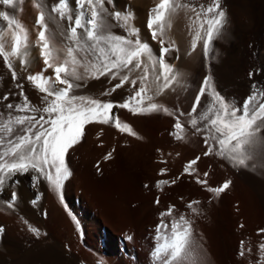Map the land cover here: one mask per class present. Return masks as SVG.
Listing matches in <instances>:
<instances>
[{
    "label": "snow or ice",
    "instance_id": "snow-or-ice-1",
    "mask_svg": "<svg viewBox=\"0 0 264 264\" xmlns=\"http://www.w3.org/2000/svg\"><path fill=\"white\" fill-rule=\"evenodd\" d=\"M18 3L23 5L24 0H0V21L6 22V27L0 28V58L18 89L0 95V102H6L0 104V194L18 185V176L31 174L34 187L45 182L63 203L64 188L72 176L67 156L70 149L83 141L86 126L111 125L121 135L140 138L131 124L122 121L114 109L126 110L132 116L160 112L174 116L175 123L169 135L175 141H183L190 130L201 138L205 156L215 155L233 166L255 167L256 159L264 158V86L253 80L260 74L259 70L249 72L253 83L249 94L239 104H233L220 94L208 76L203 79L188 112L180 110L178 105L175 110L170 109L160 99L176 93L177 88H184L179 79L181 74L174 72V66L168 62V57L179 50L174 41L165 40L166 15L190 9L195 21H200L192 40V50L195 51L197 43L203 41L204 54L207 55L209 45L214 39L223 37L225 28V13L219 0H213L207 7L181 0H160L150 11L147 21L151 40L159 45L155 55L149 42L141 40L139 28L131 23L135 14L128 5L118 10L116 0H33L34 7L38 9L35 25L39 30L40 57L44 67L26 79L42 94L37 103H33L25 93L24 84L10 59H20V66L28 71V61L21 59L27 33L14 12L8 11L16 10ZM201 30L204 35H201ZM8 31L13 34L10 51L6 50L3 39V33ZM50 31L53 38H59L67 48L68 59L63 63H55L47 36ZM172 58L178 60L179 56ZM49 69L52 74L46 76ZM101 77L111 85L101 95L111 96L125 85L130 86V94L119 102L80 93L89 79L99 80ZM114 80L118 82L113 84ZM202 99L207 106L198 113V108L203 107ZM180 116L190 117L187 128ZM115 151L108 152L105 161L112 160ZM199 160V156L190 160L183 172L170 180H157L155 187L163 191L165 186L175 185L184 176H194L196 184L219 198L230 188L231 181L210 186L209 172L205 171L204 179H201L193 168ZM166 173V169H161L159 175L165 176ZM17 200L18 192L13 190L4 203L8 209L15 210ZM160 202L157 197L155 203L159 205ZM31 203L35 206L38 201L33 199ZM199 203L197 200L187 203L186 208L191 215L200 214L194 207ZM175 211L176 206L169 205L160 213L154 237L157 243L152 252L157 264H184L195 246L192 220L183 213L178 218L174 217ZM44 216L47 218V212ZM165 217H173L170 225ZM29 231L39 238L37 228L30 226ZM4 232V227L0 226V235ZM257 235L262 239L257 245L254 264H264V228H260ZM128 240H132V236H128ZM252 252L253 249L245 248V241L241 240L238 256L245 258Z\"/></svg>",
    "mask_w": 264,
    "mask_h": 264
},
{
    "label": "rangeland",
    "instance_id": "rangeland-1",
    "mask_svg": "<svg viewBox=\"0 0 264 264\" xmlns=\"http://www.w3.org/2000/svg\"><path fill=\"white\" fill-rule=\"evenodd\" d=\"M184 1L205 7L213 3V0ZM226 1L219 0L223 12L226 11ZM8 11L14 12L27 33V44L21 49V59L28 61V71L20 66V59H10L24 84L25 93L33 103H37L42 94L26 78L44 67L40 57L39 30L35 25L38 9L34 7L33 0H24L23 5L17 4L16 10ZM245 17L248 19L249 16ZM4 27L6 22L0 21V28ZM51 27L54 28V25ZM47 36L55 63H63L68 59L66 46L59 38H53L51 31ZM3 39L6 50L10 51L12 32H4ZM0 63L1 67L2 58ZM2 68L0 95L8 90L18 91L6 66ZM51 74V69L45 73L46 76ZM102 79H89L86 88L79 90L80 93L91 94L104 101H119L115 94L101 95L103 91L99 87L92 90L91 84H99ZM198 82V78H193L191 86L185 87V91L182 88L177 94L166 95L165 105L173 110L178 105L180 110L190 111L198 92ZM88 86L91 87L89 92ZM202 105L198 113L207 106L203 99ZM114 111L122 121L131 124L140 138L121 135L111 125L86 126L83 141L70 149L67 156L72 176L66 182L63 203L45 182L34 187L31 174L18 176L19 184L0 194V226L5 229L0 235V264H157L152 256L153 246L157 243L155 228L160 222V213L169 205L176 206L174 217L178 218L183 213L192 220L195 246L184 264H226L220 247L222 229L235 243L233 264H254L257 245L262 239L257 232L264 228V197L246 177L244 166H233L215 155L205 156L206 149L201 138L190 130L183 141H175L169 135L175 123L174 116L163 112L132 116L123 109ZM179 118L187 128L190 117ZM112 149L116 150L114 158L105 161V155ZM197 156L200 160L193 168L201 179H204L205 171L209 172L207 179L210 186L231 181L230 188L219 198L196 184L194 176H184L175 185L165 186L163 191L155 187L159 179L170 180L180 175L184 166ZM161 169L167 170L165 176L159 175ZM13 190L18 192L16 210L8 209L4 203ZM157 197L161 201L159 205L155 203ZM33 199L38 201L35 206L31 203ZM193 200L200 201L194 205L199 215H191L186 208L187 203ZM50 203L57 206L51 208ZM164 219L170 225L173 217ZM20 220L31 221L30 225L40 232L39 238L29 231L28 223ZM241 224L243 227H240ZM168 235H171L170 231ZM128 236H132V240H128ZM241 240L245 241V248L253 249L252 254L245 258L238 256Z\"/></svg>",
    "mask_w": 264,
    "mask_h": 264
},
{
    "label": "bare ground",
    "instance_id": "bare-ground-1",
    "mask_svg": "<svg viewBox=\"0 0 264 264\" xmlns=\"http://www.w3.org/2000/svg\"><path fill=\"white\" fill-rule=\"evenodd\" d=\"M181 2L185 1L181 0ZM159 3L160 0H116L118 10H123L124 6L128 5L130 10L134 12V19L131 23L134 27L139 28L141 40L149 42L153 48L154 55L158 52L159 45L151 40L147 21L150 11ZM226 4L227 6L224 4L226 11H224L225 28L222 30L223 37L213 40L209 45L207 55L204 54L203 41L197 43L195 51L192 50V40L195 32L199 29L200 21H195V15L191 13L190 9L177 10L174 13L166 15L164 21L165 40L174 41L175 47L179 50L178 53H172L168 57V62L174 66V72L181 74L179 79L184 85L183 91H185V87L192 83L193 78H198L197 88L199 89L205 76H208L211 77L214 87L220 94L230 102L238 103L242 102L247 94H249L253 80L259 85L264 86V0H227ZM224 5L222 6L224 7ZM106 7L111 8L112 6L106 5ZM246 15L249 16L248 19H246ZM246 20L248 21L247 23H245ZM205 28H207V24H205ZM201 35H204L203 30H201ZM175 55L179 56L178 60L172 58ZM186 55L189 58H186ZM2 66L5 69V65H1L0 68ZM249 70L253 72L259 70L260 74L255 75L253 80H250L248 75ZM117 82V80L112 81L113 84ZM95 84L94 86L91 84L94 91L99 87L101 92H104L105 89L111 87L104 77L99 84ZM90 88L88 86V92ZM181 89L177 88V92ZM130 91V86L126 85L123 89H118L113 95L115 94L118 100L122 102L123 96L129 95ZM92 93L94 94V92ZM160 99L164 102L166 96ZM243 170L246 177L264 197V158L258 157L255 161V167H244ZM49 206H51V203ZM16 218L18 217L16 216ZM20 221L28 223L27 225L32 224L30 223L31 221ZM220 247L223 261L226 264L235 263L232 259L236 249L235 243L223 229Z\"/></svg>",
    "mask_w": 264,
    "mask_h": 264
}]
</instances>
